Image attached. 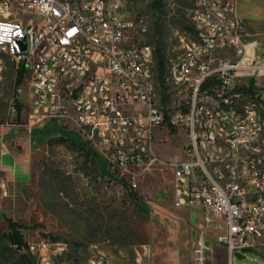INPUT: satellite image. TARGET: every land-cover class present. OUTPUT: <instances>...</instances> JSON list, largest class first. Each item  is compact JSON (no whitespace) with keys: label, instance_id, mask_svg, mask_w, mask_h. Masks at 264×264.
<instances>
[{"label":"built area","instance_id":"2783aa9c","mask_svg":"<svg viewBox=\"0 0 264 264\" xmlns=\"http://www.w3.org/2000/svg\"><path fill=\"white\" fill-rule=\"evenodd\" d=\"M239 1L194 0L195 36L180 38L161 78L177 98L167 106L156 97L155 48L127 45L125 0H0V82L8 56L29 94L27 104L11 100L0 126L18 115L29 126L56 120L133 188L158 161L154 129L183 126L184 154L170 162L172 206L216 216L226 264H235L264 242V60ZM10 247L32 264H151L152 255L148 243L91 244L79 262L57 240Z\"/></svg>","mask_w":264,"mask_h":264},{"label":"rangeland","instance_id":"374dc122","mask_svg":"<svg viewBox=\"0 0 264 264\" xmlns=\"http://www.w3.org/2000/svg\"><path fill=\"white\" fill-rule=\"evenodd\" d=\"M125 0V12L133 25L127 45L148 43L155 48L156 97L163 105L177 102L171 89L164 93L157 66L156 48L163 55V73L181 52V41L194 38L191 9L194 0ZM5 72L0 82V123L8 121L11 100L28 102L25 82L15 83L13 61L4 57ZM169 88V87H168ZM53 122L29 126L18 115L4 125L3 141L21 147L30 139V159L21 179L12 180L0 170V250L15 256L2 234L9 232L6 218L18 223L24 240L40 238L67 244L65 259L82 261L91 244L131 248L148 243L151 264H226V246L218 239V218L205 211L199 215L172 206L170 162L181 158L187 143L183 126L163 123L153 131L152 151L156 163L139 178L136 188L118 184L115 173L101 168L73 141L57 133L34 132ZM65 130H71L62 125ZM1 141V143H3ZM135 192V196H132ZM235 264H264V242L233 259ZM121 264H131L130 261Z\"/></svg>","mask_w":264,"mask_h":264},{"label":"crops","instance_id":"0c3cea01","mask_svg":"<svg viewBox=\"0 0 264 264\" xmlns=\"http://www.w3.org/2000/svg\"><path fill=\"white\" fill-rule=\"evenodd\" d=\"M238 11L246 19L250 32L258 40L257 51L264 60V0H240ZM3 127L0 126V133ZM29 142L30 139L23 141L21 147H15L6 141H3V143L0 141V170L12 180L21 179L24 176L30 159ZM189 210L195 213L196 216L202 211Z\"/></svg>","mask_w":264,"mask_h":264},{"label":"trees","instance_id":"16d2710c","mask_svg":"<svg viewBox=\"0 0 264 264\" xmlns=\"http://www.w3.org/2000/svg\"><path fill=\"white\" fill-rule=\"evenodd\" d=\"M152 4L156 9H161L164 5L161 0H152ZM156 56H157V66L159 68V76L162 78L163 76V55L160 52L159 46L156 48ZM23 68L20 67L16 71L15 83L19 84L22 79ZM252 80V79H251ZM53 124L45 128L42 126L36 130H32L34 132H44V133H57L59 139H67L73 141L77 144V146L83 151V153L91 158L95 163L99 165L101 168V172L104 175H111L109 171L108 165L105 163L103 158L98 154V152L85 140H83L77 132L74 130H65L62 124L56 120H51ZM121 183L126 185V182L122 179H119ZM132 196H135V192H132ZM7 225L9 228V232L3 233L2 236L6 242H8L9 248L10 244H16L17 246L25 245V240L23 238L22 233L19 231L18 223L11 218H6ZM17 253L15 256H5L3 260H0V264H32V258L29 254L18 253L15 249L11 248ZM3 256V249L0 250V256Z\"/></svg>","mask_w":264,"mask_h":264},{"label":"water","instance_id":"95a60500","mask_svg":"<svg viewBox=\"0 0 264 264\" xmlns=\"http://www.w3.org/2000/svg\"><path fill=\"white\" fill-rule=\"evenodd\" d=\"M236 256H237L238 258H241V257H242L240 254H236Z\"/></svg>","mask_w":264,"mask_h":264},{"label":"clouds","instance_id":"9594fccd","mask_svg":"<svg viewBox=\"0 0 264 264\" xmlns=\"http://www.w3.org/2000/svg\"><path fill=\"white\" fill-rule=\"evenodd\" d=\"M0 27H2V26H0Z\"/></svg>","mask_w":264,"mask_h":264}]
</instances>
